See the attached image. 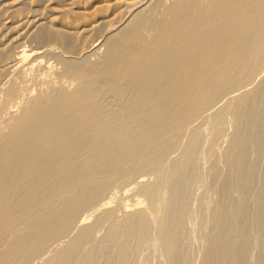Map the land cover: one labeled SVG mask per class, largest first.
<instances>
[{
	"label": "bare ground",
	"instance_id": "1",
	"mask_svg": "<svg viewBox=\"0 0 264 264\" xmlns=\"http://www.w3.org/2000/svg\"><path fill=\"white\" fill-rule=\"evenodd\" d=\"M0 264H264V0H0Z\"/></svg>",
	"mask_w": 264,
	"mask_h": 264
}]
</instances>
